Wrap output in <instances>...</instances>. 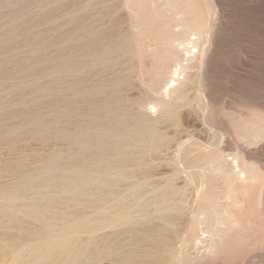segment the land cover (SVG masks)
<instances>
[{"label": "rangeland", "instance_id": "374dc122", "mask_svg": "<svg viewBox=\"0 0 264 264\" xmlns=\"http://www.w3.org/2000/svg\"><path fill=\"white\" fill-rule=\"evenodd\" d=\"M190 29L184 93L150 110ZM229 169L249 224L192 264H264V0H0V264L172 261L198 175L222 214ZM170 187L185 202L159 210Z\"/></svg>", "mask_w": 264, "mask_h": 264}, {"label": "bare ground", "instance_id": "6f19581e", "mask_svg": "<svg viewBox=\"0 0 264 264\" xmlns=\"http://www.w3.org/2000/svg\"><path fill=\"white\" fill-rule=\"evenodd\" d=\"M127 7L130 9L129 6ZM133 18L135 23L143 22V16H140L138 13L137 15L134 13ZM190 33H194L192 35L195 37L190 39V34H186V32L182 35L167 36V48L164 51L163 58H161L163 64L160 73H158L160 77L159 80L161 81L159 85L156 84L154 86L153 92L157 95V98L155 102L149 104L150 110H157L159 107L161 109L164 107L168 109L167 104L169 101L178 98L184 93L183 86L188 77L186 72L188 69L194 68L191 62H193V59L199 52L198 48L201 46L200 41L202 39V35L194 32V29H190ZM195 49L197 50L192 51ZM196 61L195 59V62ZM201 65L202 62L199 63V69ZM199 83L201 84V82ZM226 182L227 189L225 196H227V199H230V202L227 201L228 203L225 204L224 210L222 214H220V212L210 207L206 208L203 206L206 202V198L203 195L204 183L202 174L198 175V180L194 183V199L191 203L194 205H197V203L201 204L198 206L197 213H189L190 220L185 223V227L191 226L192 229H190L191 231L187 236L183 237L180 241L177 257L172 261H164V264H192L194 260L201 261L215 257L218 258V256L224 252L223 250L228 247L229 233L241 227L243 223L249 224V221L246 222L243 220L236 210L238 206L242 208V206H246L247 204L245 203L247 197L246 186L249 181L246 180L242 172L238 173L229 169L226 174ZM252 182L253 181H251V183ZM236 189L239 190V193L234 192ZM262 192L263 187L260 185L256 199L258 207L262 205ZM178 193L177 190L170 187L164 190L162 194L153 196L152 200L157 204L159 210L168 209L171 208L170 205L172 201L185 202V198L182 194L179 195L180 198L177 200L173 198ZM240 201L241 204H238ZM217 207H222V205L218 202ZM211 211L215 213V217L213 218L209 217ZM262 213H264V210H262ZM174 234L179 236L182 232H174ZM191 249L197 250L195 255L190 253ZM121 264L135 263L131 260L129 261V259H125Z\"/></svg>", "mask_w": 264, "mask_h": 264}]
</instances>
